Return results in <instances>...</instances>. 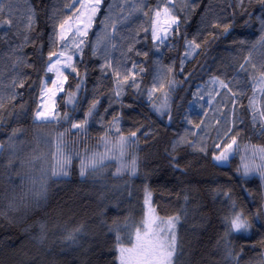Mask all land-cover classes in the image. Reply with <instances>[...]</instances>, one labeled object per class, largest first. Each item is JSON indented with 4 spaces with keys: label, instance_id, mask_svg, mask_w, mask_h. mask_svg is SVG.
<instances>
[{
    "label": "trees",
    "instance_id": "obj_1",
    "mask_svg": "<svg viewBox=\"0 0 264 264\" xmlns=\"http://www.w3.org/2000/svg\"><path fill=\"white\" fill-rule=\"evenodd\" d=\"M7 1L9 12L4 11L0 21L14 23L0 25V97L5 102L0 112V141L5 142L0 155V264H120L119 248L133 243L148 195L159 216L179 217L174 264H230L223 259L226 245L240 253V264H264V182L260 175L245 176L240 168L243 148H264V134L258 123L253 125L249 107L256 88L252 77L264 70V2L176 0L168 5L177 24L158 46L152 20L164 0H103L76 56L77 73L67 71L64 91L57 96L58 125L34 117L44 80L52 78L51 73L45 75L48 54L55 51L49 35L75 17L79 4ZM113 3L124 7L109 12ZM30 8L36 13L31 31L20 17L30 15ZM16 57L32 67L14 66ZM115 70L121 81L125 75H134L135 81L130 78L118 86ZM214 78L243 95L232 97ZM14 79H23V88L13 89ZM77 85L78 103L72 109L67 97ZM171 85L170 108L161 118L153 108L154 97ZM256 108L264 109L262 94ZM65 113L69 126L62 124ZM237 116L243 120L232 133L240 132L237 153L229 164L220 165L214 157L230 142L224 133ZM85 120L82 129L71 127ZM13 130L17 135L8 148ZM132 132L139 142L134 171L128 165L83 176L74 159L67 177L47 175L58 135L68 149L78 142L86 145ZM181 137L187 143L177 144ZM201 139L204 143L197 145ZM33 179L46 181V198L29 194ZM236 215L246 222V230H232L230 220ZM78 228L75 239H67Z\"/></svg>",
    "mask_w": 264,
    "mask_h": 264
},
{
    "label": "snow or ice",
    "instance_id": "obj_2",
    "mask_svg": "<svg viewBox=\"0 0 264 264\" xmlns=\"http://www.w3.org/2000/svg\"><path fill=\"white\" fill-rule=\"evenodd\" d=\"M165 6L162 9H155V19L156 23L160 24V18L163 14L165 17L164 20V26L162 28H157L153 30V37L154 39L162 42V37L159 34L160 32H163L166 36L168 34V29L172 27V25L177 24L178 18L175 16H171V9L167 7V3L170 2V0H164ZM261 2H264V0H261ZM75 4H79V8L76 9L75 16L78 20V24L75 25V31H72V25L69 24V20H72V17H68V19L62 21L59 23V34L58 39L62 42L67 41L68 36L66 33L72 32L73 37H79V36H87V30L91 26L94 17L96 16L97 12L99 11L101 0H94V2L89 4H83L80 3V0H73V5H69V7L74 6ZM4 12V6L0 5V15H3ZM30 15L27 18V24L26 27L29 31H31L34 28L35 25V9L30 8L29 9ZM147 15V13H145ZM14 21L12 19H7L0 21V25H7L11 26L13 25ZM103 23V21H102ZM55 27V26H54ZM227 27H225V31H227ZM147 31V29H145ZM24 40H28V36L24 35ZM264 39V38H262ZM72 45H74V48L76 51H82L81 45L84 43L83 39H80L79 42H77L76 39H72L71 41ZM189 44L194 47H199L198 44H195L194 41H190ZM69 51L67 46H65L64 51L57 52V51H51L48 54V64L45 69V75L47 76L48 73H55L56 80L52 81L53 87L49 88L47 87V81H45V87L41 90V103L38 105L37 110L35 112L34 119L36 121H43V122H54L60 119L61 117L59 114L55 111L54 105H49L44 102V98L51 99V97L55 96L56 91H64L63 84L65 81H67V76L64 75L65 69H71L72 73H77V69L73 64V56L67 55L66 53ZM15 50H13V53ZM146 55V54H145ZM56 57L55 60L53 58ZM251 54H249V58L246 59L245 63L250 62ZM15 65H21L26 67H32V65L27 64L26 60L22 57H16L15 58ZM105 67H111V65H106ZM241 69L244 71H247V69L244 68V65H240ZM251 68L253 71H256V65L252 64ZM262 68H264V65H262ZM142 71V69H141ZM115 75L117 77V85L122 86V84L127 83L128 80L131 78L133 82L135 81V76L132 75L129 77L128 75H125L123 77V80H120V72L119 70H115ZM24 80L23 79H14L12 81V87L15 89L16 87L23 88L24 86ZM214 83L218 82L222 88H226L227 92L231 94L232 97H237L238 95H243V93H237L233 92L231 88H228V85L224 83V81H217L215 78L213 80ZM252 82L254 85H256V88L254 89L255 93H260L262 96H264V70H261L259 72V76H253ZM138 87V85H137ZM77 88H79V85H77ZM155 91V89H153ZM117 96L120 95V92L115 93ZM17 93L14 91L12 93V96L10 99L14 100ZM74 93H69V102H71L72 97L74 96ZM151 95V93H150ZM5 107L4 98L0 97V112ZM167 107V105H163L162 108ZM249 107L252 110V121L253 125L255 126L257 123L259 124V133L264 134V109L257 110L255 100H249ZM95 108V103L91 106L89 109V115H91L92 109ZM235 108V106H234ZM259 117V119H257ZM63 119H68L67 114L65 113L62 117ZM0 123H3L2 120H0ZM87 121H82L81 123H74L71 125L73 129H82L84 124H86ZM243 120L237 116L236 120L233 122L232 126L227 129V131L224 133L225 136L229 137L230 142L226 143L224 146V149L221 151L220 155L216 156V160L224 161L227 160V153L232 150L233 145L237 144V137L240 136V132L233 133V128L237 127L239 124H242ZM199 127V125H197ZM18 130H13L12 134L8 137V148L13 147V141L17 135ZM119 131V129H117ZM231 134V135H230ZM136 132L130 133V137H135ZM121 141H123L125 138L123 136L120 137ZM180 143H187L184 137H181L177 144ZM217 148H220V144L214 145ZM5 149V142L0 141V155H3V150ZM200 151H205L204 148H201ZM258 151L261 153V160L264 161V148L258 149ZM12 161H9V167L11 166ZM67 161L64 164H61L59 166V169H53L51 170L49 175L50 177H60V176H66L68 175L66 169ZM96 161L93 160L89 167H92L95 169ZM245 172L250 171H258L262 175H264V163L261 165H249L246 164L245 166ZM135 168V161H133V171ZM84 166L82 165V171L81 175H84ZM30 188H29V194L32 195L36 199H43L47 196V183L44 180H31L30 181ZM16 205L14 203L9 204L10 209H15ZM3 213H0L2 215ZM179 217H170L167 221H160V224H164L165 227H159V225L156 226L155 229L151 227L155 221L153 220H146L142 222V227L145 229L144 235L141 236L139 229L136 231V243L133 246V248H120V261L121 264H174V260L177 257L178 253V244H177V236L175 233V224L174 221H178ZM230 225L232 230L239 231L240 229H247L248 225L241 220L240 215H236L234 219L230 220ZM44 226L41 225V231L43 232ZM80 229H75L73 233H70L67 239L74 240L75 239V232H79ZM40 242H43L44 236L41 235L38 237ZM224 260H227L230 262V264H240V253L233 251L230 245H226V254L223 257Z\"/></svg>",
    "mask_w": 264,
    "mask_h": 264
},
{
    "label": "rangeland",
    "instance_id": "obj_3",
    "mask_svg": "<svg viewBox=\"0 0 264 264\" xmlns=\"http://www.w3.org/2000/svg\"><path fill=\"white\" fill-rule=\"evenodd\" d=\"M92 2H94V0H83L82 3L83 4H89ZM102 2H103V0H101V4H102ZM175 2H176V0H170V2L167 3V7H169L171 9V13H170L171 16H175V15L173 13L172 8L169 5H173ZM101 4H100V8H101ZM0 5L4 6V11L9 12L7 0H0ZM113 5L114 6H112V9L111 8L109 9L110 10L109 12H112V11L115 12L116 9H122V7H124L122 4L117 6V4L113 3ZM164 6H165V3H163L162 6H159V9H162ZM100 8H99V10H100ZM98 12H97L96 16L98 15ZM28 16H29L28 14L20 15V17L23 19V26L24 27H26ZM96 16L94 17L91 26L88 28L87 34H88L89 30L92 28V26L94 25V21H95ZM164 20H165V17L162 14V16L160 18V24L158 25L156 23L155 13H154V17L152 20V34H153L154 29L162 28L164 26ZM69 24L73 26L72 31H75V25L78 24V20H77L76 16L72 20H69ZM174 26L175 25H172V27L168 29V34L166 36L164 35L163 32L159 33L162 37V42L154 39V41L158 44V46H160V45L162 46L166 42V39L168 38V36H169V34H170V32ZM115 28L116 27H114L113 32H115L114 31ZM59 31L60 30L52 32L49 35V44L57 52L64 51L65 46H67L69 51L66 54L73 56V64H74L76 56L80 53V51L75 50L74 45H72L71 41H72V39H76L77 42H79L80 39L84 40L85 36L73 37L72 32L70 31V32L66 33V35L68 36L67 41L62 42L58 39ZM101 44L105 45L107 43L102 41ZM82 45H81V47H82ZM55 59H56V57L53 58V60H55ZM68 70H71V69H65L64 70L65 76H66V73ZM51 74H52V78L50 80H47V79L44 80L43 88L45 87V81H47V87H49V88L53 87L52 81L56 80V75H55V73H51ZM65 82L63 84V88L65 86ZM171 86L172 87H170V89L162 91V93L160 95H157L154 97L153 108L155 109V111L158 112V114L161 118L164 117V115L169 111V108H170L169 97L172 96L171 94H173V90L175 87L174 85H171ZM79 92H80V87L77 88L75 92H73L75 95L72 97L71 102H69V96L67 97V105L72 109H74L78 103L77 97H78ZM60 93H62V92L57 90L55 96L51 97V99L44 98V102L49 104V105H54V108H55L57 96ZM259 94L260 93H255L253 96L255 103H256V101H258ZM202 102H205V100H203ZM165 104L167 105V107L162 108V106ZM57 121H58L57 124L59 125V123L61 121H59V119ZM68 123H69L68 119H64L62 124L63 125L67 124V126H69ZM117 127H118V125L116 124L114 126V128H117ZM121 136H123L125 138L123 141H121V139H120ZM58 137L59 138L55 143V155H54V159H53L52 166H51L52 170L53 169L58 170L59 166L61 164H64L67 161L65 170L69 174V167H70L72 161L74 159H77L80 163V171H82V165L84 166L85 174L83 176L87 175L90 172L105 170L108 167L114 168L116 170H120V169L126 168V166H128V165L133 166V161H135V158H136L135 151L138 149V146H139L137 135L135 137H130V135L129 136L118 135V136H114V137L104 136V137H102L96 141H90L86 145H83L80 142H78L76 145H73V146L71 145L70 148L66 149L60 142V140L63 139L62 134L58 135ZM203 143L204 142L201 139L200 141L197 142V145L198 144L202 145ZM260 148H262V147L252 146V145H249V146H246L245 148H243L240 152V158H241V167L240 168H241V172L245 176L260 175L263 182H264V175H262L258 171H250V172H247V174H246L245 167H244L246 164L259 166L262 163H264V161L261 160V153L258 151V149H260ZM222 150L223 149H221V151ZM221 151H220V153H221ZM220 153L218 155H220ZM236 153H237L236 152V145H233L232 150L227 153V157H228L227 160H224V161L216 160L215 157L218 155H216L214 157V159L220 165H227V164H229V161L231 160V158ZM93 160L96 161L95 169H93L92 167H89V165L91 164V162ZM67 176L68 175L60 176V177H56V178L67 177ZM151 199L152 198L149 195L145 199V212H144L143 221H146V220L155 221V223H153L151 225V227L153 229H155L157 225H159V227H165L164 224H160V221H162V220L167 221L169 218H163V217L158 215L156 209L154 208V206L152 204ZM174 224H175V233L177 236V243H178V221H174ZM242 229H240L239 231H241ZM139 231H140L141 236H143L145 229L141 226ZM135 243H136V233H135L133 243L130 246H122V247L123 248H133ZM122 247H120V248H122ZM120 248L118 251L119 252L118 257H119V263L121 264ZM263 262H264V257H263ZM174 263H175V261H174Z\"/></svg>",
    "mask_w": 264,
    "mask_h": 264
}]
</instances>
